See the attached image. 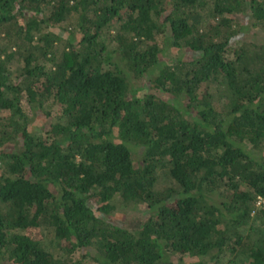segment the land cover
<instances>
[{"label": "trees", "instance_id": "16d2710c", "mask_svg": "<svg viewBox=\"0 0 264 264\" xmlns=\"http://www.w3.org/2000/svg\"><path fill=\"white\" fill-rule=\"evenodd\" d=\"M250 29L264 0H0V264H264Z\"/></svg>", "mask_w": 264, "mask_h": 264}, {"label": "rangeland", "instance_id": "374dc122", "mask_svg": "<svg viewBox=\"0 0 264 264\" xmlns=\"http://www.w3.org/2000/svg\"><path fill=\"white\" fill-rule=\"evenodd\" d=\"M211 11H212V4L209 3L204 14L207 16ZM65 26H67V21L63 22L60 25L61 29L64 28ZM250 31L251 32H249L247 34L249 40L255 41L257 43H264V33L262 31H260L259 29H256V30L255 29H250ZM167 51L169 52V51H171V49L167 50ZM168 56H170L171 58L172 57L174 58V54L173 53H171ZM19 67H20V63L17 60H14V61L11 62V69H13L14 71L16 69H18ZM22 105H23V108H24V111H25L26 115L29 118L28 126H30V127L39 126V122L41 121V119L39 120L38 117L34 116V112H33V110H31V107H30L29 103L26 101V98H23ZM51 111H52V109L47 108V107L45 108V110H41L40 109L39 110L40 116L42 115V117H43V114H45L47 112L50 113ZM41 112H43V113H41ZM52 119H53L52 116H50V115L47 116L45 118V120L43 121L42 126H45L48 123H50L52 121ZM37 131H38V129H37ZM138 151L140 152L141 149H139ZM257 155L258 154H256V158L261 161V158L258 157ZM260 202H263V200L261 199ZM256 204L260 205L258 202H256ZM118 206H119V204H118ZM123 211L124 210H120V211H118V212H116L114 214L115 221L121 222L123 220L125 223L129 224V223H131L132 220L138 219L142 215L139 210L128 211L129 214H125V212H123ZM39 236H41V233H38L36 237H39ZM52 249L55 250L54 247H52ZM231 259H234L233 253H231L229 250H224L222 253L219 254L217 262H215L214 259L209 261V259L207 258V261L205 262V264H231ZM184 264H194L193 263V259L184 261Z\"/></svg>", "mask_w": 264, "mask_h": 264}, {"label": "built area", "instance_id": "2783aa9c", "mask_svg": "<svg viewBox=\"0 0 264 264\" xmlns=\"http://www.w3.org/2000/svg\"><path fill=\"white\" fill-rule=\"evenodd\" d=\"M262 200H263V202H264V198H263ZM259 201H261V200H259Z\"/></svg>", "mask_w": 264, "mask_h": 264}]
</instances>
